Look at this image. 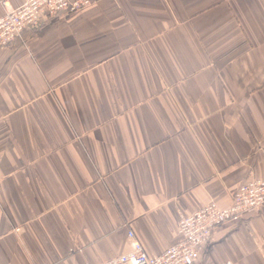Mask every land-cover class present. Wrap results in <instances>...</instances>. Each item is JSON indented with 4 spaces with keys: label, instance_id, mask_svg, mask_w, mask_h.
Listing matches in <instances>:
<instances>
[{
    "label": "crops",
    "instance_id": "obj_1",
    "mask_svg": "<svg viewBox=\"0 0 264 264\" xmlns=\"http://www.w3.org/2000/svg\"><path fill=\"white\" fill-rule=\"evenodd\" d=\"M23 40L0 48V264L161 255L264 181V0H96ZM228 261L264 264V206L197 264Z\"/></svg>",
    "mask_w": 264,
    "mask_h": 264
},
{
    "label": "built area",
    "instance_id": "obj_2",
    "mask_svg": "<svg viewBox=\"0 0 264 264\" xmlns=\"http://www.w3.org/2000/svg\"><path fill=\"white\" fill-rule=\"evenodd\" d=\"M96 0H23L21 6L13 8L7 0L0 6V48L13 42H23L24 33L36 29L53 17L84 10ZM264 206V181H252L240 185L228 207H219L211 202L178 223L179 242L163 254L148 256L138 241H133L132 250L105 264H197L200 251L208 246L215 229L226 222L235 221L259 211ZM133 238L132 232L128 233ZM224 264H233L225 262Z\"/></svg>",
    "mask_w": 264,
    "mask_h": 264
}]
</instances>
